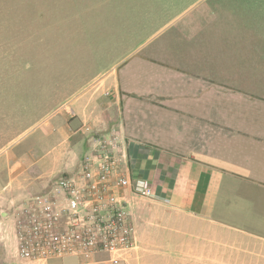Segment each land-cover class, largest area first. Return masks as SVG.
<instances>
[{
	"label": "crops",
	"instance_id": "crops-1",
	"mask_svg": "<svg viewBox=\"0 0 264 264\" xmlns=\"http://www.w3.org/2000/svg\"><path fill=\"white\" fill-rule=\"evenodd\" d=\"M214 33L212 49L240 54L241 71L226 74L238 65L230 62L213 71L151 55L132 69L121 56L103 77L78 84L53 121L55 148L41 155L39 172L0 170V264H264V85L253 84L264 77V28ZM92 136L119 140L122 175L150 187L147 196L124 191L134 246L43 263L21 259L14 203L47 183L34 178L52 161L58 174L76 170Z\"/></svg>",
	"mask_w": 264,
	"mask_h": 264
},
{
	"label": "rangeland",
	"instance_id": "rangeland-1",
	"mask_svg": "<svg viewBox=\"0 0 264 264\" xmlns=\"http://www.w3.org/2000/svg\"><path fill=\"white\" fill-rule=\"evenodd\" d=\"M194 1L0 0V70H5L0 76V159L11 155L0 162V170L11 165L35 176L41 155L55 148L52 124L70 102L68 96L88 78L103 77L113 60L124 57L136 69L140 58L151 55L213 71L230 62L238 65L231 64L226 74L241 71L244 67L234 60L240 54L212 49L219 36L214 30L263 29L264 1ZM53 44L57 52L51 51ZM261 79L254 86L264 85ZM49 136L46 145L38 146ZM52 162L34 180L59 175ZM20 201L14 203L13 217Z\"/></svg>",
	"mask_w": 264,
	"mask_h": 264
},
{
	"label": "built area",
	"instance_id": "built-area-1",
	"mask_svg": "<svg viewBox=\"0 0 264 264\" xmlns=\"http://www.w3.org/2000/svg\"><path fill=\"white\" fill-rule=\"evenodd\" d=\"M119 142L92 136L76 170L50 178L21 199L14 211L21 259L43 263L58 256L125 253L134 246L124 191L147 196L150 187L122 175Z\"/></svg>",
	"mask_w": 264,
	"mask_h": 264
}]
</instances>
